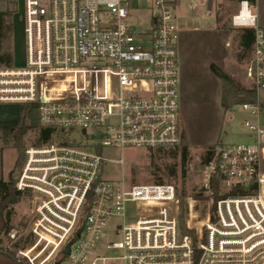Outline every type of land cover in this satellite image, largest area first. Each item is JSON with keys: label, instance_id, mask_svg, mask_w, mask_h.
Masks as SVG:
<instances>
[{"label": "built area", "instance_id": "built-area-1", "mask_svg": "<svg viewBox=\"0 0 264 264\" xmlns=\"http://www.w3.org/2000/svg\"><path fill=\"white\" fill-rule=\"evenodd\" d=\"M224 1L235 4L231 26L253 30L244 77L262 91L256 0L185 6L215 14ZM179 4L22 0L25 65L0 63V104L33 103L39 126L52 131L24 149L13 174L0 264H264V124L245 121L254 133L249 144L213 145L193 194L174 182L132 184L102 174L105 162L124 163L103 148L181 143ZM144 11L145 25L130 21ZM241 106L258 114L255 104ZM74 131L96 141L64 138ZM18 202L21 218L10 225Z\"/></svg>", "mask_w": 264, "mask_h": 264}, {"label": "rangeland", "instance_id": "rangeland-1", "mask_svg": "<svg viewBox=\"0 0 264 264\" xmlns=\"http://www.w3.org/2000/svg\"><path fill=\"white\" fill-rule=\"evenodd\" d=\"M186 3L187 0H180L178 7V21L182 27L179 41L180 123L187 146L185 164L182 165L180 159L181 143L177 148L157 151L140 148H103L102 153L106 157L124 160L122 165L111 161L105 162L102 174L106 178L121 179L122 177L126 183L132 184L174 182L180 186L183 194H193L197 189L202 159L207 147L219 142L249 144L254 133L244 125L245 121L264 124V90L257 92L255 102L252 103L258 106L257 115L243 109L242 103L224 110L220 105L219 82L208 67L210 63H214L240 86L251 88L244 77V65L249 52L239 57L242 51L239 46L241 30L232 27L229 23L235 4L224 1L215 9V14H205L201 6L195 10H187ZM256 3L258 23L264 27V0H256ZM0 9L7 10L3 15V28L8 31L2 40L9 47L12 56L9 65L22 68L25 65L22 0H16L15 4L0 0ZM145 15V11L134 12V18L130 21H140L144 24ZM227 41L229 45H225ZM19 106L18 103H1L0 125L17 123ZM25 123L30 128L22 137V152L27 146L34 145L40 128L35 108L26 114ZM69 134L63 133L68 141L75 139L90 143L96 141L89 135L84 136L81 131ZM58 135L55 134V137ZM16 156L17 150L11 144L3 145L0 140L2 176L5 180L13 176L17 170L14 166ZM171 169L175 171L174 174L170 173ZM19 202L13 205L10 225H14L21 218Z\"/></svg>", "mask_w": 264, "mask_h": 264}, {"label": "trees", "instance_id": "trees-1", "mask_svg": "<svg viewBox=\"0 0 264 264\" xmlns=\"http://www.w3.org/2000/svg\"><path fill=\"white\" fill-rule=\"evenodd\" d=\"M6 3H10L11 0H3ZM7 13L6 9L0 10V29L1 22L3 19V15ZM241 34L239 38V46L242 49L241 53H239V57H243L250 50L252 38H253V30L251 28H243L241 29ZM0 63H5L7 65L10 64V56L6 54L0 55ZM209 70L215 76V78L219 82L220 88V105L224 110H229L232 106L241 103H254L256 99V90L253 88H244L236 83L226 72H224L220 67H218L214 63L209 64ZM33 103H25L20 106L18 121L15 124H7L0 125V140L3 145L11 144L13 148L17 150V156L15 159L14 166L19 169L20 165L23 162L24 152H22V137L26 133V131L30 128L29 125L25 123L26 114L34 108ZM52 129L50 128H42L40 127L38 130L37 137L35 139L34 145H39L45 141H47L50 137ZM213 147L210 145L207 147L205 154L202 159V163H204L209 154V150ZM180 159L182 165L185 164L187 159V146L185 143V138L183 132L181 133V145H180ZM16 170V171H17ZM171 174H174L175 171L173 169L170 170ZM14 176H10L7 180H5L2 176V162L0 159V230L4 227L3 223V213L7 205L14 199L15 191H14ZM216 186L214 185V188ZM217 192V191H216ZM217 196V194H216Z\"/></svg>", "mask_w": 264, "mask_h": 264}, {"label": "crops", "instance_id": "crops-1", "mask_svg": "<svg viewBox=\"0 0 264 264\" xmlns=\"http://www.w3.org/2000/svg\"><path fill=\"white\" fill-rule=\"evenodd\" d=\"M1 10V9H0ZM196 28V27H194ZM8 31V30H7ZM6 30H4L3 28V19H2V22H1V29H0V55L1 54H6V55H9L10 56V63L12 61V56H11V53H10V50H9V47L3 43V38L5 36V34L7 33ZM19 109H20V106H19Z\"/></svg>", "mask_w": 264, "mask_h": 264}, {"label": "water", "instance_id": "water-1", "mask_svg": "<svg viewBox=\"0 0 264 264\" xmlns=\"http://www.w3.org/2000/svg\"><path fill=\"white\" fill-rule=\"evenodd\" d=\"M13 179L16 180L17 179V176H14ZM69 245H70V243L67 244V246H66V248L64 250L65 253H68V251H69Z\"/></svg>", "mask_w": 264, "mask_h": 264}]
</instances>
